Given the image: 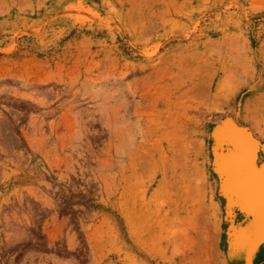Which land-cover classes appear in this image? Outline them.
<instances>
[{
  "label": "rangeland",
  "instance_id": "obj_1",
  "mask_svg": "<svg viewBox=\"0 0 264 264\" xmlns=\"http://www.w3.org/2000/svg\"><path fill=\"white\" fill-rule=\"evenodd\" d=\"M0 264H264V0H0Z\"/></svg>",
  "mask_w": 264,
  "mask_h": 264
},
{
  "label": "bare ground",
  "instance_id": "obj_2",
  "mask_svg": "<svg viewBox=\"0 0 264 264\" xmlns=\"http://www.w3.org/2000/svg\"><path fill=\"white\" fill-rule=\"evenodd\" d=\"M235 125H236V124H235ZM229 130H230V129H229ZM231 135H232V133H231ZM233 136H235V137L237 138L238 143L241 142L242 146H244L245 138H244V139H243V138L240 139L241 136H237L235 132L233 133ZM233 136H231V137L234 138ZM239 139H240V140H239ZM243 141H244V142H243ZM245 145H246V143H245ZM252 147H253V146H252ZM235 152H236V151H235ZM237 153H238V152H236L235 154H237ZM231 156H232V155H231ZM239 156H240V157H239ZM239 156H238V157L240 158V161H242V162L245 161V160H244V159H245L244 157H242L241 155H239ZM220 157H221V156H220ZM229 157H230V156H229ZM234 157H237V156H234ZM226 158H227V157H226ZM246 158H247V157H246ZM229 159H230V158H229ZM234 160H235V159H234ZM245 162H246V161H245ZM231 163H232V162H231ZM221 164H222V162H221ZM220 166H221V165H220ZM231 168H232V167H231ZM234 168H235V167H234ZM246 168H247V167H246ZM230 170H233V169H230ZM223 171H224V170H223ZM221 172H222V171H221ZM224 172H225V171H224ZM231 172H232V171H231ZM256 172H257V171H256ZM242 174H243V172H242ZM224 175H225V173H224ZM240 175H241V173H240ZM250 176H251V175H250ZM223 177H224V176H223ZM245 178H246V177H245ZM225 179H226V178H225ZM225 179H224V180H225ZM227 179H228V178H227ZM236 179H238V178H236ZM224 182H225V181H224ZM244 182H245V181H244ZM258 183H259V182H258ZM245 184H246V183H245ZM229 186H230V185H229ZM236 187H237V185H236ZM228 189H229V188H228ZM245 191H247V190H245ZM230 192H231V190H230ZM230 192H229V194H231ZM232 192H233V191H232ZM236 200H237V199H236ZM231 201H232V200H231ZM233 201H234V200H233ZM232 203H233V202H232ZM244 208H245V207H244ZM260 208H261V207H260ZM259 212H260V211H259ZM249 213H250V212H249Z\"/></svg>",
  "mask_w": 264,
  "mask_h": 264
}]
</instances>
